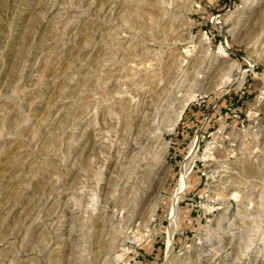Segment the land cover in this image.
I'll return each mask as SVG.
<instances>
[{
	"label": "rangeland",
	"instance_id": "374dc122",
	"mask_svg": "<svg viewBox=\"0 0 264 264\" xmlns=\"http://www.w3.org/2000/svg\"><path fill=\"white\" fill-rule=\"evenodd\" d=\"M0 264H264V0H0Z\"/></svg>",
	"mask_w": 264,
	"mask_h": 264
}]
</instances>
